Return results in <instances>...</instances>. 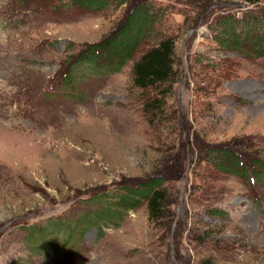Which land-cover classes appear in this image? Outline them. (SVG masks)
I'll list each match as a JSON object with an SVG mask.
<instances>
[{
    "label": "rangeland",
    "instance_id": "374dc122",
    "mask_svg": "<svg viewBox=\"0 0 264 264\" xmlns=\"http://www.w3.org/2000/svg\"><path fill=\"white\" fill-rule=\"evenodd\" d=\"M119 1L0 0V264H264V56L225 47L217 23L264 14V0H145L175 72L144 89L131 64L147 45L110 74L75 64L113 31ZM160 177L161 219L139 201L73 227L96 198ZM34 226L57 233L48 251Z\"/></svg>",
    "mask_w": 264,
    "mask_h": 264
},
{
    "label": "trees",
    "instance_id": "16d2710c",
    "mask_svg": "<svg viewBox=\"0 0 264 264\" xmlns=\"http://www.w3.org/2000/svg\"><path fill=\"white\" fill-rule=\"evenodd\" d=\"M76 2L86 8L95 9L106 5L107 0H69ZM246 3H259L262 0H243ZM126 0H120L123 4ZM239 16L233 14L221 16L217 23L219 24V37L226 46L231 44L234 49L243 50L249 54L264 56V14L246 10ZM160 15L153 8L149 1L130 0L127 2L124 12L119 22L115 25L110 35L102 42L92 44L88 48L82 50L75 57V64H84L94 72L100 74H110L119 70L127 61L132 59L136 49L147 45L139 56L131 64V81L137 88H147L162 83H170L174 70V41L170 36L164 34L157 26L159 24ZM238 25L242 29L237 30ZM242 32V34H240ZM242 48V49H241ZM101 62V63H100ZM67 74V73H66ZM69 74V69H68ZM210 152L220 159H229L231 153H227L223 148L215 146ZM226 156V158H225ZM228 157V158H227ZM254 163L262 178H264V163L255 159ZM254 166V165H253ZM244 174L245 170L243 171ZM255 172V171H254ZM253 178L254 173L251 170ZM150 178L135 187L126 188L124 193L116 194V197L107 200L105 203L101 198H96L99 209L83 214L78 218L77 224L73 227L88 223L101 221H113L122 218V214L135 208V202L144 201L147 209L149 220L157 221L164 217L166 211L165 205L166 193L162 186L163 179ZM62 220H54L51 222L53 229L56 224ZM48 228L32 227L31 241L39 236L45 243L46 251L49 250L50 242L45 240L49 233L55 237L57 233L53 230L51 233ZM51 227V228H52ZM48 230V232L46 231ZM30 232V233H31ZM38 240V239H37ZM36 240V241H37ZM207 264V263H204Z\"/></svg>",
    "mask_w": 264,
    "mask_h": 264
}]
</instances>
